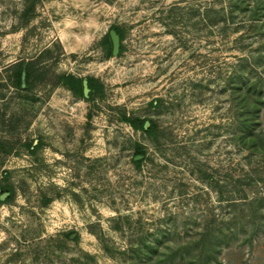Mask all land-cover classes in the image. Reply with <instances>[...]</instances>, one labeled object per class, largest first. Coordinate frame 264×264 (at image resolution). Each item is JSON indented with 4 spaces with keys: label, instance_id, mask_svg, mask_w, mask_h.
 <instances>
[{
    "label": "rangeland",
    "instance_id": "374dc122",
    "mask_svg": "<svg viewBox=\"0 0 264 264\" xmlns=\"http://www.w3.org/2000/svg\"><path fill=\"white\" fill-rule=\"evenodd\" d=\"M29 1L0 0V185L13 189L0 198V264H193L202 237L219 243L211 264H264V101L242 99L264 100V9L36 0L25 13ZM113 25L123 47L109 56ZM64 71L101 89L73 97ZM187 245L192 259L158 263Z\"/></svg>",
    "mask_w": 264,
    "mask_h": 264
},
{
    "label": "trees",
    "instance_id": "16d2710c",
    "mask_svg": "<svg viewBox=\"0 0 264 264\" xmlns=\"http://www.w3.org/2000/svg\"><path fill=\"white\" fill-rule=\"evenodd\" d=\"M237 1L239 0H233V5L230 6V9L232 11V9L236 6L237 4ZM255 7L253 8L254 10L256 9H259L260 7H262L264 9V0H255ZM35 6H36V0H32V1H29V2H26L25 4V7H24V12L25 13H32L34 10H35ZM254 5H252L253 7ZM253 9L252 8H249L250 11L253 12ZM252 15V14H251ZM111 28H114L116 30V32L119 34L120 36V40L122 39V29L118 26H111ZM104 44L107 48V52L109 55H112L110 49H111V46H112V43H111V38H110V34H109V30H108V33H107V36L105 37V41H104ZM122 44L120 46V51L122 50ZM31 62H23V61H20L16 64V68H15V83L16 85H22L24 82H27L28 81V76H29V67H30V64ZM8 68L10 69L11 73H12V64H10L8 66ZM73 81V80H72ZM74 83H76V85L80 84V79H75L74 78ZM256 82L254 83H251L247 86V88L253 86L254 88L256 87ZM243 101H246L248 102L249 104H258V101H264V100H254L253 102H249L248 99L244 96V98H242ZM258 108V107H256ZM122 118L126 121H128L135 129H139V130H142L144 132H146L147 134H153L156 129H157V123L155 120L151 119V124L150 126L145 129L144 128V121L145 119H147L148 117H142V116H127L126 114H123L122 115ZM244 124L247 125V128H245L246 131H249V135L250 137L253 136V130H254V126L253 124H250L249 122H247L246 120H244L243 122ZM243 124V125H244ZM38 146V144L36 145V143L34 142H31L29 144V147L32 149V151L35 150V148ZM133 152H134V155L135 154H143V157L140 158V159H134V156H133V161L134 163L139 166L141 164V161L144 159L145 157V150L143 149V147L141 146V144L139 143H136L134 145V149H133ZM5 189H9L11 190V193H12V187L10 185H7V184H1L0 185V191L2 192L3 190ZM118 227L120 225H117ZM228 234H225V236H227ZM164 235L160 236L159 237V241H161V239L163 238ZM201 242L204 240V242H202L201 245H199L197 247V261L196 262L195 260H193L192 256L193 254H191V252L189 251V246L187 245L186 247H180L176 250H173L172 247L170 246H166V249L164 250H160V253L158 254V263H165L167 262L168 259H171L174 255L176 254H180L179 256L183 257L185 256L186 258H189V259H192L190 260L193 264H211L213 263L212 262V259L216 258V255H217V251L219 249V243L218 242H214L213 240L210 239V241L208 243L205 242V238L202 237L201 239ZM200 242V241H199ZM157 244H155V248H153L154 251H157L158 250V245L156 246ZM148 247V248H147ZM146 250L145 251H149L148 249L150 248V245L149 244H146ZM190 255V256H189Z\"/></svg>",
    "mask_w": 264,
    "mask_h": 264
},
{
    "label": "flooded vegetation",
    "instance_id": "af4514ba",
    "mask_svg": "<svg viewBox=\"0 0 264 264\" xmlns=\"http://www.w3.org/2000/svg\"><path fill=\"white\" fill-rule=\"evenodd\" d=\"M120 46H121V43H120ZM111 50H112V46H111L110 51ZM119 51H120V48H119ZM106 53L108 54V52H106ZM109 56H112V55H109ZM74 78L80 79L81 83L76 85V83H74L75 82ZM84 78H86V80H87V86H88L87 94L84 93V83H83ZM58 80L62 86L67 88V91L69 93H71L73 97L81 96L83 98L90 99L95 95L96 92H99V90L101 89L100 82L95 80L90 74H85V73H80V72L75 73L72 71H64L58 75ZM151 103L152 104H159V100L154 99ZM142 117H146V116H142ZM147 119L150 121V124H151L150 118L148 117ZM147 119H145V120H147ZM150 124H149V126H150ZM145 129H147V128H145ZM144 133H146V132H144ZM139 154H141V153H139ZM12 193H13V190H12ZM2 194H5L4 198L9 197L11 194V190L5 189L1 192L0 196Z\"/></svg>",
    "mask_w": 264,
    "mask_h": 264
},
{
    "label": "water",
    "instance_id": "95a60500",
    "mask_svg": "<svg viewBox=\"0 0 264 264\" xmlns=\"http://www.w3.org/2000/svg\"><path fill=\"white\" fill-rule=\"evenodd\" d=\"M109 34H110L111 43H112L111 53L112 55H117L119 53V48H120V43H121L120 36L114 28L109 29ZM83 83H84V93L87 94L88 86H87L86 78H84ZM149 124H150V121L148 119L145 120L144 128H148ZM142 157H143V154L134 155V159H140ZM0 197L3 199L5 197V194H2Z\"/></svg>",
    "mask_w": 264,
    "mask_h": 264
}]
</instances>
